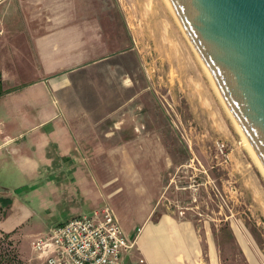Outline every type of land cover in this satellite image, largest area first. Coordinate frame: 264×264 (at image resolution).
<instances>
[{"label": "crops", "instance_id": "obj_1", "mask_svg": "<svg viewBox=\"0 0 264 264\" xmlns=\"http://www.w3.org/2000/svg\"><path fill=\"white\" fill-rule=\"evenodd\" d=\"M104 2L0 0V233L15 238L25 257V238L29 243L55 224L108 204L133 240L121 264H264L253 248L232 257L223 234L206 222L157 213L159 183L152 171L145 181L127 179L124 186L100 173L97 155L121 148L152 152L139 142L124 145L115 130L88 135L75 122L105 116L62 106L75 74L118 49ZM31 250L27 264H46Z\"/></svg>", "mask_w": 264, "mask_h": 264}, {"label": "rangeland", "instance_id": "obj_2", "mask_svg": "<svg viewBox=\"0 0 264 264\" xmlns=\"http://www.w3.org/2000/svg\"><path fill=\"white\" fill-rule=\"evenodd\" d=\"M104 1L118 49L91 64L96 68L75 74L61 105L105 116L107 121L75 122L88 135L115 130L124 145L139 142L152 152L133 155L121 148L97 155L100 173L124 186L127 179L145 181L152 171L159 183L157 213L184 211L198 224L206 222L223 234L221 242L234 258L249 248L264 256V172L166 1L154 0L155 9L177 51L192 58L185 57L191 72L184 76L174 73L172 56L155 40L161 36H146V14L139 7L146 0ZM34 239L25 238L29 253L20 257L16 239L0 233V264H27Z\"/></svg>", "mask_w": 264, "mask_h": 264}, {"label": "water", "instance_id": "obj_3", "mask_svg": "<svg viewBox=\"0 0 264 264\" xmlns=\"http://www.w3.org/2000/svg\"><path fill=\"white\" fill-rule=\"evenodd\" d=\"M264 172V0H165Z\"/></svg>", "mask_w": 264, "mask_h": 264}, {"label": "built area", "instance_id": "obj_4", "mask_svg": "<svg viewBox=\"0 0 264 264\" xmlns=\"http://www.w3.org/2000/svg\"><path fill=\"white\" fill-rule=\"evenodd\" d=\"M132 246L108 204L51 226L31 243L46 264H121Z\"/></svg>", "mask_w": 264, "mask_h": 264}, {"label": "bare ground", "instance_id": "obj_5", "mask_svg": "<svg viewBox=\"0 0 264 264\" xmlns=\"http://www.w3.org/2000/svg\"><path fill=\"white\" fill-rule=\"evenodd\" d=\"M139 4V3H138ZM142 4V3H141ZM143 4H144V2H143ZM140 5V4H139ZM140 7V11H142V9H143V11H144V13L146 14V15H144L145 17L143 18V20H144V22H145V24H146V28L144 29V31H145V34H146V36L147 37H156V36H161V37H159L158 39H160V38H162V39H160V40H157L156 38H155V40L157 41V42H163V44H162V47L164 48V50H167V53H168V56L170 57V56H172V62L173 63H175V65H176V72H174V73H176V74H178L179 76H184V74L186 73H188V72H191V70H190V68H191V66H190V68H189V66L187 67V65H188V61L189 60H187L186 58L187 57H189L190 55H188L187 53H185L184 55H188L187 57L186 56H183L182 54H180V52H178L177 50H178V47L174 44V42L172 41L171 42V34H170V32L168 31V28H167V26H164L163 24H162V22L158 19V15L160 16L161 14H159L158 13V11L155 9L156 7H157V3L154 1V0H146V3L144 4V5H141V6H139ZM143 13V12H142ZM162 18V17H161ZM164 18V17H163ZM163 20V19H162ZM147 21V22H146ZM166 21V20H165ZM167 22V21H166ZM165 23V22H164ZM178 25H179V23H178ZM180 26V25H179ZM152 37V38H153ZM154 39V38H153ZM172 44H171V43ZM189 42V41H188ZM190 43V42H189ZM158 44V43H157ZM159 46V45H158ZM181 51V50H180ZM181 52H183V51H181ZM194 52H195V50H194ZM191 53V52H190ZM189 53V54H190ZM195 54H196V52H195ZM197 55V54H196ZM186 57V58H185ZM197 57H198V55H197ZM188 59H191L192 60V58H188ZM198 59H199V57H198ZM190 60V61H191ZM200 60V59H199ZM192 62V61H191ZM193 62H194V59H193ZM200 63L202 64V62L200 61ZM190 64V63H189ZM194 64V63H193ZM191 65V64H190ZM193 66V65H192ZM202 66H203V64H202ZM203 68H204V70H206L205 69V67L203 66ZM193 69V68H192ZM207 72V71H206ZM185 74V75H186ZM207 74H208V72H207ZM208 76H209V74H208ZM210 77V76H209ZM211 78V77H210ZM191 79H192V81H193V83H194V85L195 86H197L198 85V83H197V81L195 80V78H194V76H192L191 77ZM212 80V79H211ZM213 82V81H212ZM213 84H214V82H213ZM214 86H215V84H214ZM214 88H216L215 90H216V92L218 93V95L220 96V98L222 99V101H223V103H225V101L223 100V98H222V96H221V94L219 93V91H218V89H217V87L215 86ZM225 105H226V103H225ZM226 107H227V105H226ZM227 109L229 110V108L227 107ZM231 113V112H230ZM232 115V114H231ZM233 117V116H232ZM234 118V117H233ZM235 120V119H234ZM236 122V121H235ZM236 125H237V127L238 128H240L239 127V125L237 124V122H236ZM240 130H241V128H240ZM242 132V131H241ZM242 134H243V132H242ZM243 136H244V134H243ZM244 140H245V142L249 145V147H250V149L252 150V148H251V146H250V144H249V142L247 141V139H246V137L244 136ZM253 151V150H252ZM255 155V154H254ZM257 160V159H256ZM258 161V160H257ZM258 164H259V162H258ZM260 166V165H259ZM260 168H261V166H260ZM262 170V169H261ZM262 172H263V170H262Z\"/></svg>", "mask_w": 264, "mask_h": 264}, {"label": "trees", "instance_id": "obj_6", "mask_svg": "<svg viewBox=\"0 0 264 264\" xmlns=\"http://www.w3.org/2000/svg\"><path fill=\"white\" fill-rule=\"evenodd\" d=\"M2 93V90H1V88H0V94Z\"/></svg>", "mask_w": 264, "mask_h": 264}]
</instances>
